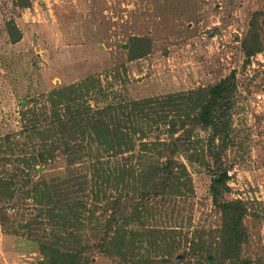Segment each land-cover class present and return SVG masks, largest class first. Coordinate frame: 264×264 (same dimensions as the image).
Here are the masks:
<instances>
[{
  "label": "rangeland",
  "instance_id": "1",
  "mask_svg": "<svg viewBox=\"0 0 264 264\" xmlns=\"http://www.w3.org/2000/svg\"><path fill=\"white\" fill-rule=\"evenodd\" d=\"M0 264H264V0H0Z\"/></svg>",
  "mask_w": 264,
  "mask_h": 264
},
{
  "label": "trees",
  "instance_id": "2",
  "mask_svg": "<svg viewBox=\"0 0 264 264\" xmlns=\"http://www.w3.org/2000/svg\"><path fill=\"white\" fill-rule=\"evenodd\" d=\"M254 43L255 46H252L249 49H244L245 56L247 58L261 51L262 46H260L258 38H255ZM228 80L229 79H226L218 85L208 89L209 99L200 107L203 111L202 119L205 120V125L216 128L221 126L219 123L225 116L226 111L220 105L222 102H224L225 107L229 105L230 93L229 88L226 85ZM109 120H111V118ZM166 164L167 162L165 163V166ZM213 194H219L216 188L213 189ZM220 208L222 220L223 257L228 259L230 258L231 260L234 258L236 259L239 256V247L241 244V218L244 214V210H241L235 204H222L220 205Z\"/></svg>",
  "mask_w": 264,
  "mask_h": 264
}]
</instances>
